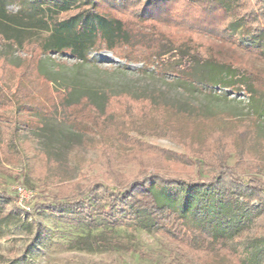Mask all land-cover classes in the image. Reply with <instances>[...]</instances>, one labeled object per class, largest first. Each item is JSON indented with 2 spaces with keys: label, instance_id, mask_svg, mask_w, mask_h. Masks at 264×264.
Wrapping results in <instances>:
<instances>
[{
  "label": "rangeland",
  "instance_id": "374dc122",
  "mask_svg": "<svg viewBox=\"0 0 264 264\" xmlns=\"http://www.w3.org/2000/svg\"><path fill=\"white\" fill-rule=\"evenodd\" d=\"M185 6L181 2L173 6L172 18L161 32L152 33L153 27L145 31L155 39L153 45L173 48L179 55L175 62L195 48L205 57L247 67L254 80L252 92L241 89L237 78L232 79L234 87L202 83L200 73L207 71L203 64L195 63L182 79L168 71H156L144 61L120 59L105 48L90 51L87 61L68 53H43L41 68L53 79L49 83L36 71L37 50L0 39V56L10 62L0 58V193L4 199L0 213L9 215L8 221L0 223V264H186L189 259L180 255L176 244L135 226L132 220L111 229L92 200L94 228L75 213L62 215L52 208L31 210L30 206L41 201V195L71 194L73 184H88L93 178L112 185L113 174L131 178L143 169L168 174L185 170L175 163L154 167L163 155L214 147L217 138L236 140L245 146L246 157L264 158V58L239 44L240 29L235 40L214 36V24L207 21L211 18L201 13L202 8L191 15ZM7 8L15 11L18 6L11 3ZM127 12L130 9L121 14ZM70 14L72 11L59 18ZM43 34L39 29L23 30L19 39L39 40ZM59 89L69 101L85 95L98 107L106 94L113 95L104 112L98 113L85 101L63 107ZM143 96L157 104L137 98ZM74 117L84 125L76 124ZM71 120L80 125L78 129ZM246 123L256 129L252 135H244ZM38 125L43 126L40 131ZM235 160L233 153L228 156L229 164ZM209 170L199 165L196 175L207 176ZM245 173L253 172L246 168ZM257 175L264 179V172ZM18 186L32 192L20 204ZM100 203L107 204L106 200ZM101 231H108L133 250L70 245L78 236ZM256 231L255 222L248 224L241 242Z\"/></svg>",
  "mask_w": 264,
  "mask_h": 264
},
{
  "label": "trees",
  "instance_id": "16d2710c",
  "mask_svg": "<svg viewBox=\"0 0 264 264\" xmlns=\"http://www.w3.org/2000/svg\"><path fill=\"white\" fill-rule=\"evenodd\" d=\"M180 2L186 4L187 14L202 8L201 13L211 18L207 21L214 24L211 26L214 36L235 40L234 34L240 29L239 44L244 43L245 50L264 58V0H0V39L12 46H32L37 50L36 71L49 83L53 79L41 68L43 53H68L77 60L87 61L90 51L105 48L120 59L144 61L156 71H168L182 79L191 73L195 63L203 64L207 71L200 73L202 83L234 87L232 79L237 78L241 89L252 92L254 80L247 67L205 57L195 48H189V56L182 54L175 62L179 55L171 51L173 48L153 45L155 39L145 31L153 27L152 33L161 32L165 22L172 18L173 6ZM11 3L18 9H8ZM127 9L130 12L121 14ZM71 11L72 15L59 18ZM229 17L233 19L225 24ZM35 29L44 31L39 40L19 39L23 30ZM0 58L10 63L5 55ZM216 67L218 70L214 71ZM63 91L60 90L63 107L72 108L85 101L98 113L104 112L113 95L106 94L103 105L98 107L85 95L69 101ZM137 98L157 104L148 96ZM74 118L76 124L84 125L79 118ZM71 124L77 129L80 126L72 120ZM42 127L38 125L37 129ZM244 127H247L244 135H252L255 128L250 123ZM234 141L217 138L214 147L178 156L163 155L154 167L165 168L175 163L185 170L168 174L143 169L131 178L113 174L112 185L93 178L88 184H73L71 194L41 195L42 200L33 202L30 209L52 208L62 215L75 213L86 226L94 228L96 222L89 203L92 200L111 229L132 220L135 226L176 244L180 255L188 257L186 264H264V179L257 175L264 172V158L246 157L245 146ZM254 145L258 147L257 143ZM232 153L236 160L231 165L227 159ZM249 159H253L251 163ZM199 165L208 167L211 173L196 175ZM246 168L253 173H245ZM101 200L107 204L102 205ZM3 204L0 193V209ZM7 219L9 215L0 213V223ZM252 222L257 231L241 242L245 228ZM70 245L84 249L133 250L108 231L78 236Z\"/></svg>",
  "mask_w": 264,
  "mask_h": 264
},
{
  "label": "built area",
  "instance_id": "2783aa9c",
  "mask_svg": "<svg viewBox=\"0 0 264 264\" xmlns=\"http://www.w3.org/2000/svg\"><path fill=\"white\" fill-rule=\"evenodd\" d=\"M17 194H18V203H22L24 200L29 199L32 196V192L30 190H26L22 186H18L17 188Z\"/></svg>",
  "mask_w": 264,
  "mask_h": 264
}]
</instances>
